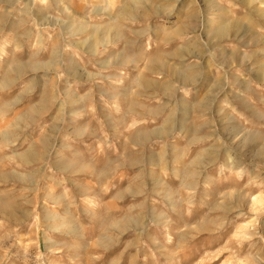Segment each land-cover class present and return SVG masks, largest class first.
Returning a JSON list of instances; mask_svg holds the SVG:
<instances>
[{"label": "rangeland", "instance_id": "obj_1", "mask_svg": "<svg viewBox=\"0 0 264 264\" xmlns=\"http://www.w3.org/2000/svg\"><path fill=\"white\" fill-rule=\"evenodd\" d=\"M0 264H264V0H0Z\"/></svg>", "mask_w": 264, "mask_h": 264}]
</instances>
